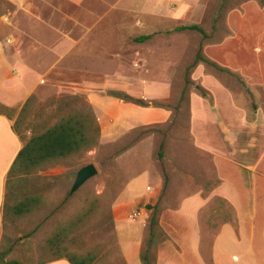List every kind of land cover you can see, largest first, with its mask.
Instances as JSON below:
<instances>
[{"label":"rangeland","instance_id":"obj_1","mask_svg":"<svg viewBox=\"0 0 264 264\" xmlns=\"http://www.w3.org/2000/svg\"><path fill=\"white\" fill-rule=\"evenodd\" d=\"M192 24L206 37L176 30ZM142 35L151 36L137 41ZM197 54L214 65L190 67ZM0 60L32 66L36 76L19 104L27 102L23 143L80 111L92 112L99 128L93 147L25 178L22 189L39 201L4 223L0 250L8 259L53 258L48 239L70 225L63 242L69 252H97L94 264H135L140 232L129 228L142 224L132 219L144 211L140 255L155 212V264L161 242L181 251L166 227L173 229L171 212L181 200L198 193L207 200L198 222L208 262L214 235L234 212L210 198L219 182L214 153L193 136L192 112H225L243 136L264 127V0H0ZM88 164L97 173L71 193Z\"/></svg>","mask_w":264,"mask_h":264},{"label":"crops","instance_id":"obj_2","mask_svg":"<svg viewBox=\"0 0 264 264\" xmlns=\"http://www.w3.org/2000/svg\"><path fill=\"white\" fill-rule=\"evenodd\" d=\"M35 84L36 76L32 66L20 61L0 60L1 104L18 107ZM20 109L21 105L18 112ZM17 114L14 119L0 114V241L7 172L24 145L13 130ZM228 116L225 112L196 110L192 112L191 127L197 143L212 149L214 153V170L219 182L211 191L210 198L219 196L225 199L234 209L236 223L221 224L211 241L208 263L199 251L198 222L199 211L207 200L198 193L186 196L181 200L179 208L171 212L173 229L166 227L182 249L178 251L170 240L161 242L156 264H264V127L258 131L249 130L243 136L242 127L231 126ZM234 142L239 143L240 148H235ZM114 214L115 210L114 219L122 218ZM127 215L125 219H128ZM140 218L141 225L126 227L139 229L138 245L141 251L145 212L139 213L132 221L139 223ZM119 226L115 222L117 231ZM140 251L137 252L135 264H142ZM124 259L128 263L125 256ZM46 264L70 263L62 258Z\"/></svg>","mask_w":264,"mask_h":264},{"label":"trees","instance_id":"obj_3","mask_svg":"<svg viewBox=\"0 0 264 264\" xmlns=\"http://www.w3.org/2000/svg\"><path fill=\"white\" fill-rule=\"evenodd\" d=\"M183 29L197 30L203 35V37H206L205 32L198 25L192 24L176 28V30ZM150 36L151 35L141 36L136 38V40L144 41L149 39ZM199 61L214 65V63L209 62L201 54H197L190 67L194 66ZM201 93L203 96L206 95L204 92ZM26 103L18 112L13 123V130L21 140L24 139V135L21 131V125L24 124L22 113ZM15 112V107H8L0 103V114L12 119ZM27 129V127H24V130ZM98 134V125L94 115L90 111H80L67 114L60 117V119H58L54 124L41 131H32L30 137L25 141L23 147L16 155L7 172L2 209L3 225L8 219L12 220L17 216L28 214L32 207L39 201L37 196L28 195L22 189L21 185H23L27 176L58 160L65 159L70 156L80 155L85 150L90 149L97 143ZM218 200L222 205H224V203H228L225 199L220 197ZM228 205L231 209H233L230 204ZM147 208H151V206L147 205ZM232 211L234 212V209ZM87 215L88 211L85 212V216ZM233 216L234 217H230V212H228V220L224 222H231L232 224L236 223L235 212ZM77 223H80V220ZM157 226L158 220L156 218L155 212H153L148 223L149 232L145 242L147 247L141 254L142 264H152L149 251L150 246L154 241V234ZM69 227L71 226H62L58 232L53 234L48 239L47 247L49 251L55 255L53 258L42 261L40 264H46L48 262L62 258H65L70 264L96 263V261L99 259L97 252H88L87 254L79 255L69 252L63 245L64 237ZM156 260L157 258H155V264ZM0 264H21V262L16 259H8L7 252L0 250Z\"/></svg>","mask_w":264,"mask_h":264},{"label":"water","instance_id":"obj_4","mask_svg":"<svg viewBox=\"0 0 264 264\" xmlns=\"http://www.w3.org/2000/svg\"><path fill=\"white\" fill-rule=\"evenodd\" d=\"M96 173L97 170L93 164H88L80 168L76 174L70 192L73 193L74 191H76L81 185H83L89 178L94 176Z\"/></svg>","mask_w":264,"mask_h":264}]
</instances>
